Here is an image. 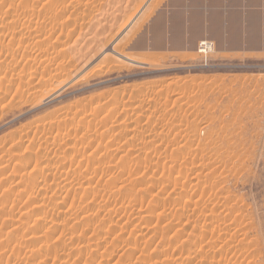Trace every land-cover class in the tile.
Listing matches in <instances>:
<instances>
[{
	"label": "rangeland",
	"instance_id": "obj_1",
	"mask_svg": "<svg viewBox=\"0 0 264 264\" xmlns=\"http://www.w3.org/2000/svg\"><path fill=\"white\" fill-rule=\"evenodd\" d=\"M187 3L0 0V264H264V51Z\"/></svg>",
	"mask_w": 264,
	"mask_h": 264
},
{
	"label": "crops",
	"instance_id": "obj_2",
	"mask_svg": "<svg viewBox=\"0 0 264 264\" xmlns=\"http://www.w3.org/2000/svg\"><path fill=\"white\" fill-rule=\"evenodd\" d=\"M204 1L207 2V13L203 9L200 21L190 17L194 4L178 7L187 13L182 20L185 23L182 34L200 30V35L208 34L215 40L218 50L225 53L264 51V0H217V4L211 0ZM171 6L175 8L176 5ZM212 14L219 16L213 19L210 18ZM167 20L171 26L178 21L174 17ZM191 44L185 41L178 48L183 50Z\"/></svg>",
	"mask_w": 264,
	"mask_h": 264
},
{
	"label": "bare ground",
	"instance_id": "obj_3",
	"mask_svg": "<svg viewBox=\"0 0 264 264\" xmlns=\"http://www.w3.org/2000/svg\"><path fill=\"white\" fill-rule=\"evenodd\" d=\"M76 5H77V4H76ZM76 5H73V7L75 8ZM80 6H81V5H80ZM80 6H78V7H80ZM84 9H85V8H84ZM74 10H75V9H74ZM23 12H24V11H23ZM24 14H26V13H24ZM76 14H77V13H76ZM6 16H8V15L6 14ZM77 16H78V15H77ZM27 17H28V16H27ZM7 18H8V17H7ZM21 18H22V17H21ZM21 18H20V19H21ZM25 18H26V17H25ZM12 19H13V18H12ZM13 20H14V19H13ZM28 20H29V19H28ZM28 20H27V22H28ZM16 21H17V19H16ZM23 21H24V20H23ZM13 23H14V22H13ZM13 23H12V24H13ZM9 24H10V23H9ZM12 24H11V25H12ZM2 25H5V24H2ZM28 25H29V24H28ZM5 26H6V25H5ZM8 27H9V26H8ZM8 27H7V28H8ZM3 28H4V27H3ZM27 70H28V69H27ZM22 71H23V70H22ZM24 71H25V70H24ZM29 72H30V71H29ZM22 73H23V72H22ZM19 74H20V73H19ZM28 74H29V73H28ZM20 75H21V74H20ZM86 100H87V99H86ZM91 100H92V99H90V101H91ZM83 101H84V100H83ZM83 104H84V103H83ZM90 104H91V103H90ZM100 104H101V103H100ZM85 105H86V104H85ZM70 106H71V105H70ZM72 106H73V105H72ZM74 106H75V105H74ZM74 106H73V107H74ZM76 106H77V105H76ZM90 106H91V105H90ZM102 106H103V105H102ZM154 106H155V105H154ZM139 107H140V106H139ZM148 107H149V106H148ZM148 107H147V108H148ZM74 108H75V107H74ZM130 108H131V107H130ZM137 108H138V107H137ZM132 109H136V107L131 108V110H132ZM148 109H149V108H148ZM153 109H154V108H153ZM70 111H71V110H70ZM74 111H75V110H74ZM139 111H140V110H139ZM144 111H145V110H144ZM147 111H148V110H147ZM133 112H135V111H133ZM150 112H151V111H150ZM68 113H69V112H68ZM80 114H81V113H80ZM90 114H91V113H90ZM136 114H138V113H136ZM139 114L141 115V113H139ZM150 114H151V113H150ZM73 115H74V114H73ZM85 115L87 116V114H85ZM95 115H96V114H95ZM145 115H146V114H145ZM70 116H71V115H70ZM75 116H77V114H76ZM135 116H136V115H135ZM89 117H90V116H89ZM96 117H97V115H96ZM64 119H67V118H64ZM64 119H63V121H64ZM78 119H79V118H78ZM82 119H83V118H82ZM90 119H92V118H90ZM57 120H58V119H57ZM54 121H55V120H54ZM61 121H62V120H61ZM64 122H65V121H64ZM64 122H63V123H64ZM79 122H80V121H78V123H79ZM101 122H103V121H101ZM55 123H56V122H55ZM57 123H58V122H57ZM57 123H56V124H57ZM76 123H77V122H76ZM82 123H83V122H82ZM52 124H54V123H51V125H52ZM48 125H49V124H48ZM57 125H59V124H57ZM57 125H54V126H57ZM74 125H75V124H74ZM77 125H78V124H77ZM77 125H76V126H77ZM116 125H117V124H116ZM52 126H53V125H52ZM82 126H84V125H82ZM50 127H51V126H50ZM50 127H49V128H50ZM59 127H60V126H59ZM42 128H43V127H42ZM73 128H75V127H73ZM50 129L52 130V128H50ZM56 129H57V127H56ZM58 129H59V128H58ZM58 129L56 130L57 132H58ZM43 130H44V128H43ZM89 130H90V129H89ZM104 130H105V129H104ZM134 130H135V129H134ZM45 131H46V130H45ZM48 131H49V130H48ZM48 131H47V132H48ZM59 132H60V131H59ZM92 132H94V131H92ZM95 132H96V131H95ZM104 132H105V131H104ZM104 132H103V133H104ZM83 134H85V133H83ZM147 134H148V133H147ZM42 135H43V134H42ZM85 135H89V134H85ZM96 135L98 136L97 133H96ZM143 136H146V135H143ZM149 136H151V135H149ZM154 136H155V135H154ZM84 137H88V136H84ZM90 137L92 138V136H89L87 139H89ZM130 138H132V137H130ZM84 139H85V138H84ZM132 139H133V138H132ZM151 139H152V138H151ZM126 141H127V140H126ZM53 143H55V142H53ZM147 143H150V141L148 140ZM151 147H152V146H151ZM132 150H133V146H132ZM116 151H117V150H116ZM225 153H226V152H225ZM14 155H15V154H14ZM95 163H96V162H95ZM93 164H94V163H93ZM44 165H45V164H44ZM47 165H48V164H47ZM47 165L45 166V168L47 167ZM49 168H50V167H49ZM36 170H37V169H36ZM24 171L26 172V170H24ZM25 172H24V173H25ZM32 173H33V172H32ZM179 173H180V172H179ZM26 174H27V173H26ZM177 174H178V173L175 174V177H176V178H177L178 176H180L179 174H178V175H177ZM22 175H23V174H22ZM25 176H27V175H25ZM22 177H23V176H21V180H23ZM27 177H28V176H27ZM32 177H33V175H32ZM29 178H31V176H29ZM17 183H18V182H17ZM33 184H35V183H33ZM129 184H130V183H129ZM15 185H17V184H15ZM133 186H134V185H133ZM133 186H132V187H133ZM119 192H120V191H119ZM137 192H138V191H137ZM117 194H118V193H117ZM133 195H134V194H133ZM4 196H5V195H4ZM1 197H3V196H1ZM132 197H133V196H132ZM132 197H131V198H132ZM132 199H133V198H132ZM139 199H140V198H139ZM141 200H142V199H141ZM134 201H135V200H134ZM137 213H138V212H137ZM63 214H65V213H63ZM64 216H66V215H64ZM143 216H144V215H143ZM39 221H40V219H39ZM39 221H38V222H39ZM40 222H41V221H40ZM63 224H64V226H65V223H63ZM92 238H93V237H92ZM94 238H95V237H94ZM101 240H102V239H101ZM88 241H89V240H88ZM92 242H96V241H95V240H92ZM86 243H87V242H86ZM86 243H84V244H86ZM88 243H89V242H88ZM92 244L96 245V243H92ZM99 244H100V242H99ZM83 246H85V245H83ZM81 247H82V246H79V247H78L79 250L76 249V251L84 252V251H82V250H84L83 247H82V248H81ZM86 247L89 248L88 245H87ZM80 248H81V250H80ZM84 248H85V247H84ZM85 249H87V248H85ZM80 252H79V253H80ZM81 254H82V253H81ZM81 254H80V255H81ZM85 255H88V254H85ZM84 257H85V256H84ZM87 257H88V256H87ZM91 259H92V258H91ZM52 260H53V259H52Z\"/></svg>",
	"mask_w": 264,
	"mask_h": 264
},
{
	"label": "built area",
	"instance_id": "obj_4",
	"mask_svg": "<svg viewBox=\"0 0 264 264\" xmlns=\"http://www.w3.org/2000/svg\"><path fill=\"white\" fill-rule=\"evenodd\" d=\"M213 49V43L207 41H200L197 44V51L203 57H206Z\"/></svg>",
	"mask_w": 264,
	"mask_h": 264
}]
</instances>
